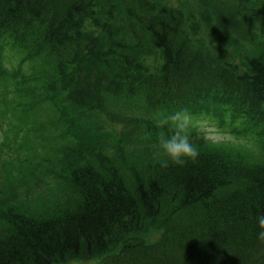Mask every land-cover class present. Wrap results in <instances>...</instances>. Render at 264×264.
Masks as SVG:
<instances>
[{"label": "trees", "instance_id": "1", "mask_svg": "<svg viewBox=\"0 0 264 264\" xmlns=\"http://www.w3.org/2000/svg\"><path fill=\"white\" fill-rule=\"evenodd\" d=\"M210 24L238 44L206 40ZM6 49L33 74L23 106L0 111V264H61L69 249L105 264H264V0H197L188 15L160 0H0V66ZM180 108L248 127L235 166L206 146L199 170L147 176L168 134L149 123ZM97 111L120 145L82 140Z\"/></svg>", "mask_w": 264, "mask_h": 264}, {"label": "rangeland", "instance_id": "2", "mask_svg": "<svg viewBox=\"0 0 264 264\" xmlns=\"http://www.w3.org/2000/svg\"><path fill=\"white\" fill-rule=\"evenodd\" d=\"M163 2H167L171 5H174L176 7H180L184 9L185 14H190L194 10L195 1L197 0H160ZM196 13V12H195ZM193 15V14H192ZM199 19V18H197ZM202 36L210 41L212 44H217L220 46V48L224 50H228L232 48L233 46H236L238 43L234 41L231 38H227L225 35H223L217 28L213 26V24L210 25H203L201 28ZM7 50V49H6ZM5 66H0V111H4V113H8L10 111H14L15 109H20L23 106V101L27 99L28 91L22 87L23 82H26L29 80V78L32 76L33 73H31L29 70H25V72H19V70L16 68L17 66V59L14 53L10 50H7L5 52ZM2 115H0L1 117ZM211 118L216 119L223 127L230 128L234 135L237 137L236 140H234L232 143L224 144L220 146H212V145H205L202 141H197V143L200 144V148L203 147H210L215 150V155H217L218 159L222 161V163L227 164L228 167L235 166V162L231 160L232 152L231 148L235 149H245V146L235 144V142H241L244 144V142L251 136V133L248 131V127L243 128V130H239L240 133H236L232 129V125L230 120H227L224 122L221 116L218 114H213ZM1 120V119H0ZM82 122L87 125V131L83 132L81 134L82 140H89L90 138H94L96 141H99L94 136V133L96 131L104 132L106 135L110 136L113 141L118 143L120 145L122 143V140L120 139L121 136V128L119 125L114 124L110 121V119L107 117L106 114L101 112H88L82 115L81 118ZM150 125H156V120H152ZM238 126V125H237ZM5 129V128H3ZM160 130V128H159ZM123 136V135H122ZM126 141H129L128 139H125ZM3 141V135L0 130V144ZM218 147H224L221 150H217ZM205 159L204 154H200L199 158L195 161L196 163L190 165L191 163H187L185 166H174L170 165L167 168L160 167L159 164H157L155 161H152L150 163L145 164V171L147 173V176L151 179H176L177 177L182 178L184 174L189 173L188 171L191 170H199L201 168V160ZM167 169H172L176 174H168L166 172ZM255 171H264V168L262 167H256ZM257 177H264V173ZM259 184L262 187H256L254 189L257 190L259 196L260 194L264 193V179H259ZM253 193L254 195H247L241 197L242 200L245 201V205L250 204L251 202H254V200H258L259 196L257 193ZM236 201V200H235ZM238 203L235 202L234 205ZM242 205V206H245ZM100 264H105V262L102 261Z\"/></svg>", "mask_w": 264, "mask_h": 264}, {"label": "clouds", "instance_id": "3", "mask_svg": "<svg viewBox=\"0 0 264 264\" xmlns=\"http://www.w3.org/2000/svg\"><path fill=\"white\" fill-rule=\"evenodd\" d=\"M161 131L157 144V163L162 168L170 165L183 167L194 163L200 156V144L220 146L232 143L237 137L230 128L223 127L216 119L207 115L194 114L188 108H180L161 115L156 120ZM258 231L256 240L264 244V214L255 217ZM102 253L80 256L75 250H67L61 257V264H100Z\"/></svg>", "mask_w": 264, "mask_h": 264}]
</instances>
